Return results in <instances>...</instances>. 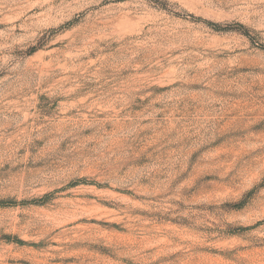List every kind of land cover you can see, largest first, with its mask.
Wrapping results in <instances>:
<instances>
[{"label":"rangeland","instance_id":"374dc122","mask_svg":"<svg viewBox=\"0 0 264 264\" xmlns=\"http://www.w3.org/2000/svg\"><path fill=\"white\" fill-rule=\"evenodd\" d=\"M0 264H264V0H0Z\"/></svg>","mask_w":264,"mask_h":264}]
</instances>
